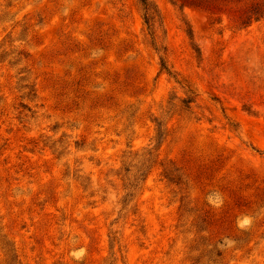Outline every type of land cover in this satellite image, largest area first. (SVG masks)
<instances>
[{
    "label": "rangeland",
    "instance_id": "374dc122",
    "mask_svg": "<svg viewBox=\"0 0 264 264\" xmlns=\"http://www.w3.org/2000/svg\"><path fill=\"white\" fill-rule=\"evenodd\" d=\"M151 1L0 0V264H264V0Z\"/></svg>",
    "mask_w": 264,
    "mask_h": 264
},
{
    "label": "trees",
    "instance_id": "16d2710c",
    "mask_svg": "<svg viewBox=\"0 0 264 264\" xmlns=\"http://www.w3.org/2000/svg\"><path fill=\"white\" fill-rule=\"evenodd\" d=\"M193 1V0H191ZM223 1H227V0H223ZM230 1H239V0H230ZM140 6H141V9L143 11V19H144V22L146 23L148 29H149V32L152 34L153 33V27H154V24L156 22V18L159 17L158 15V12L156 10V8L154 7V5L152 4V1L151 0H138ZM254 15V18L255 19H258L260 16H262L263 13H261L259 11V9H254L253 13ZM189 36H191L190 32L188 33ZM160 67L161 69H164L167 71V67H166V63L164 61V58H160ZM184 101H187L189 102L190 100H184ZM159 128L157 130V134L159 133ZM164 172V176L168 178V175H167V172L165 170H163ZM128 185L131 187L132 185L130 183H128Z\"/></svg>",
    "mask_w": 264,
    "mask_h": 264
}]
</instances>
